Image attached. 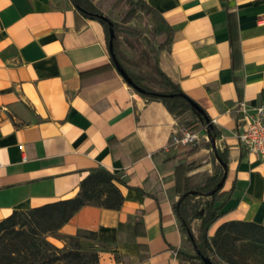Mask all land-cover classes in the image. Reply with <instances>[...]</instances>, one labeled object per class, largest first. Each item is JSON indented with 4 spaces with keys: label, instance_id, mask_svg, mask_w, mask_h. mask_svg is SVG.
<instances>
[{
    "label": "crops",
    "instance_id": "obj_1",
    "mask_svg": "<svg viewBox=\"0 0 264 264\" xmlns=\"http://www.w3.org/2000/svg\"><path fill=\"white\" fill-rule=\"evenodd\" d=\"M145 1L171 28L159 66L205 111L227 156L230 196L206 236L230 221L264 226V157L234 135L239 101L264 105V0ZM178 127L126 83L104 27L71 0H0V220L75 197L85 182L89 200L48 236L54 245L78 234L98 264H199L174 210L188 174L177 165L218 169L205 138L191 154L170 143ZM190 223L197 237L200 220Z\"/></svg>",
    "mask_w": 264,
    "mask_h": 264
},
{
    "label": "trees",
    "instance_id": "obj_2",
    "mask_svg": "<svg viewBox=\"0 0 264 264\" xmlns=\"http://www.w3.org/2000/svg\"><path fill=\"white\" fill-rule=\"evenodd\" d=\"M71 1L86 17L94 18L101 23L109 46L108 21L111 19L91 0ZM110 2L115 10L123 11L119 21L111 20L114 30L113 55L125 69L132 83L147 90V92L135 91L148 100L161 101L175 116L179 127L185 125L193 129L199 125L205 126L198 112L191 106L190 101L192 100L159 66V51L170 41L171 28L169 25L160 19L157 11L145 0H111ZM139 11L147 17L152 16L159 24V28L151 35L153 37H157L158 34L163 35L165 40L161 41L156 49L149 40L146 41V45H143L136 38L141 33L140 30L127 24ZM130 35L135 38H130ZM123 47L129 48L132 55L125 54ZM145 82L154 84L157 88H151ZM186 116H191L193 119L190 122H182ZM206 133L210 137L207 147H210L211 140L213 136L218 135V131L212 124L206 126ZM198 146H193L188 152L194 153ZM217 151L222 161L227 163L226 153L219 149ZM195 163L196 159L191 158L177 165L188 172L183 178L182 199L174 205L183 231L193 237L192 242L196 247V254L188 255L187 258L196 259L199 264H203L201 256L204 255L209 256L213 264H218L219 259L230 264H241L236 257L244 251L246 246L264 245V226L247 221H230V223L221 225L216 231L215 238L209 241L206 236L207 229L221 212V207L229 199L230 193L223 190L224 184L217 187L224 173L222 165L217 163V172L202 178L201 172L192 173L196 169ZM99 178L109 181L113 179V176L100 171ZM82 184L83 190L75 197L30 207L28 210L15 209L1 218L0 264H98L97 251L85 249L79 242L78 234L65 237V241L75 243L73 248L65 245L57 247L48 239L49 235H55L58 232L60 226L67 222L76 210L88 202V190L85 182ZM211 191L213 192L209 194ZM195 197L198 200L192 202ZM194 218L199 219L201 223L197 237L190 230V221ZM211 245L217 257L213 255Z\"/></svg>",
    "mask_w": 264,
    "mask_h": 264
},
{
    "label": "built area",
    "instance_id": "obj_3",
    "mask_svg": "<svg viewBox=\"0 0 264 264\" xmlns=\"http://www.w3.org/2000/svg\"><path fill=\"white\" fill-rule=\"evenodd\" d=\"M237 107L239 122L234 135L250 154L264 157V105H258L250 109L244 101H239ZM206 126L202 128L203 134L200 133L201 130L197 131L185 125L178 127L177 130L171 133L170 143L182 146H196L202 137L209 140Z\"/></svg>",
    "mask_w": 264,
    "mask_h": 264
},
{
    "label": "rangeland",
    "instance_id": "obj_4",
    "mask_svg": "<svg viewBox=\"0 0 264 264\" xmlns=\"http://www.w3.org/2000/svg\"><path fill=\"white\" fill-rule=\"evenodd\" d=\"M91 1L94 2L99 7V9H101L105 13V15L108 16L111 20L119 21L123 11L115 10L112 7V2H110L111 0H91ZM127 24L133 26L135 29L137 28L138 30H140L141 33L136 38L139 39L143 45H146V41L149 40L152 43L153 48L156 49L158 48L161 41L165 40L163 35L158 34L157 37H153L151 35V33H154L155 30L159 28V24H157V22L153 19L152 16L147 17L141 11L137 12L136 15L127 22ZM129 37L132 39L135 38V36L133 35H130ZM125 48L127 49V51L129 50V48L127 47ZM145 84L151 88H157V86H155L154 84L152 85L151 83L148 82H145ZM191 120H192L191 116H186L185 118H183L182 122L183 121L190 122ZM210 160L213 162V165L216 166V169H218V165H217L218 162L215 159L214 155L210 158ZM202 175L203 178L207 174L202 173ZM195 200H198V198ZM65 242H66L64 244L65 246H68L70 248L71 247L73 248V246H75V243L72 241H65ZM243 250L244 251H242L240 255L236 257L239 263L264 264V245H259V246L248 245Z\"/></svg>",
    "mask_w": 264,
    "mask_h": 264
},
{
    "label": "water",
    "instance_id": "obj_5",
    "mask_svg": "<svg viewBox=\"0 0 264 264\" xmlns=\"http://www.w3.org/2000/svg\"><path fill=\"white\" fill-rule=\"evenodd\" d=\"M112 21L109 20L108 24H109V53L112 56L114 65L116 67V69L119 71V73L121 74V76L123 77V79H125L126 83L130 84V86H132V88L134 90H136L137 92H147V90H145L142 87H138L136 86L134 83H132L129 75L127 74V72L125 71V69H123L121 67V65L119 64L118 60L115 58V55H113V51H112V38L114 36V30L113 27L111 26ZM191 106L198 112L200 118L206 123L207 126H211V122L209 120V118L207 117L205 111L201 108H199V106L197 105V103L190 101ZM208 139H210L209 135L207 134ZM211 151L214 152V155L216 157L217 162L223 166L224 168V173L222 175V177L220 178V182L217 184V187H220L223 185L224 181H225V176H226V170H227V165L225 164V162L222 161V159L220 158V155L217 151V147H216V137L213 136L212 140H211ZM213 191L209 192V194H211ZM196 249V247H195ZM201 260L203 261V264H213L211 258L209 256H201Z\"/></svg>",
    "mask_w": 264,
    "mask_h": 264
}]
</instances>
